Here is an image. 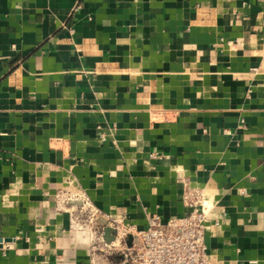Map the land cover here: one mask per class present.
Returning a JSON list of instances; mask_svg holds the SVG:
<instances>
[{"label": "crops", "instance_id": "0c3cea01", "mask_svg": "<svg viewBox=\"0 0 264 264\" xmlns=\"http://www.w3.org/2000/svg\"><path fill=\"white\" fill-rule=\"evenodd\" d=\"M187 189L207 264H264V0H0V264H119Z\"/></svg>", "mask_w": 264, "mask_h": 264}, {"label": "built area", "instance_id": "2783aa9c", "mask_svg": "<svg viewBox=\"0 0 264 264\" xmlns=\"http://www.w3.org/2000/svg\"><path fill=\"white\" fill-rule=\"evenodd\" d=\"M182 201L189 208L186 214L165 222L158 214H151L142 229L111 220L114 238L99 249L117 258L119 264H207L204 237L209 203L200 191L193 189L185 191ZM80 207L88 216L84 220L75 218L74 226L87 229L99 212L87 198ZM98 234L101 238V231ZM128 235L131 236L129 244L125 241Z\"/></svg>", "mask_w": 264, "mask_h": 264}, {"label": "water", "instance_id": "95a60500", "mask_svg": "<svg viewBox=\"0 0 264 264\" xmlns=\"http://www.w3.org/2000/svg\"><path fill=\"white\" fill-rule=\"evenodd\" d=\"M105 241L106 243H110L113 240V234H114V229L112 228H107L105 231Z\"/></svg>", "mask_w": 264, "mask_h": 264}]
</instances>
